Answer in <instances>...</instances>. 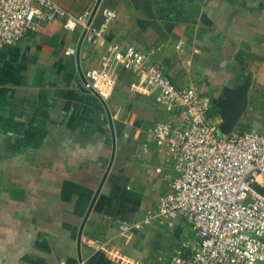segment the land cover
<instances>
[{
	"label": "crops",
	"instance_id": "0c3cea01",
	"mask_svg": "<svg viewBox=\"0 0 264 264\" xmlns=\"http://www.w3.org/2000/svg\"><path fill=\"white\" fill-rule=\"evenodd\" d=\"M54 1L75 14L95 2ZM101 4L116 12L106 41L146 52L178 87L194 85L212 99L251 73L240 119L262 127L264 0ZM82 36L59 17L0 47V264H168L190 236L182 218L131 236L119 225L153 211L178 176L152 129L179 126L181 109L134 89L138 74L123 68L107 94L96 95L86 75L101 64L105 44ZM210 113L219 114L213 104Z\"/></svg>",
	"mask_w": 264,
	"mask_h": 264
},
{
	"label": "built area",
	"instance_id": "2783aa9c",
	"mask_svg": "<svg viewBox=\"0 0 264 264\" xmlns=\"http://www.w3.org/2000/svg\"><path fill=\"white\" fill-rule=\"evenodd\" d=\"M97 2L75 14L54 0H0V47L59 17L68 30L80 27L88 42H103L101 64L86 75L88 89L106 95L116 84L119 69H128L138 74L134 89L155 93L159 103L168 109L179 107L182 115L179 126L162 121L152 129L178 176L153 211L131 224L120 223L121 232L131 236L154 221L173 225L182 218L190 236L180 241L168 264H264V124L248 130L236 125L222 132L223 119L211 115L209 95L194 85L178 87L165 65L151 61L146 52L106 41L116 12L100 1L93 13ZM98 12L102 19L97 23ZM65 52L74 53L75 48ZM90 244L111 252L110 245L99 239Z\"/></svg>",
	"mask_w": 264,
	"mask_h": 264
},
{
	"label": "water",
	"instance_id": "95a60500",
	"mask_svg": "<svg viewBox=\"0 0 264 264\" xmlns=\"http://www.w3.org/2000/svg\"><path fill=\"white\" fill-rule=\"evenodd\" d=\"M101 0H98L94 7L93 13H95ZM84 38V33L81 41ZM252 81V74L248 73L243 82L237 84L236 87H225L222 94L212 98V104L217 108L218 113L222 116V122L219 128L222 132H230L238 123L240 117L244 113L248 105V90ZM96 95L100 94L91 89ZM113 157V156H112ZM111 157V160H112ZM110 166L106 170L108 173ZM103 182V181H102Z\"/></svg>",
	"mask_w": 264,
	"mask_h": 264
},
{
	"label": "rangeland",
	"instance_id": "374dc122",
	"mask_svg": "<svg viewBox=\"0 0 264 264\" xmlns=\"http://www.w3.org/2000/svg\"><path fill=\"white\" fill-rule=\"evenodd\" d=\"M249 121H245L244 119H239L237 126L241 130H248V129H257L255 124H249Z\"/></svg>",
	"mask_w": 264,
	"mask_h": 264
}]
</instances>
